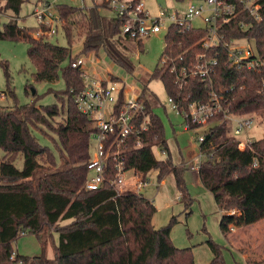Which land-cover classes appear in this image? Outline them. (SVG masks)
I'll return each mask as SVG.
<instances>
[{"label": "trees", "instance_id": "1", "mask_svg": "<svg viewBox=\"0 0 264 264\" xmlns=\"http://www.w3.org/2000/svg\"><path fill=\"white\" fill-rule=\"evenodd\" d=\"M27 1L0 0V39L26 41L29 60L35 67V80L55 82L62 72L66 89L51 90L56 97L53 104L37 107L36 99L20 104L8 63L3 62L7 80L4 93L14 98L15 104L0 108V264H196L192 247H177L171 239L174 219L170 224L156 228L153 217L157 207L152 200L132 188L118 194L111 184L120 158L126 170L142 172L145 178L151 170L158 172L160 181L173 174L181 200L187 205L192 201L185 180L188 168L172 159L163 121L155 113L158 98L155 94L148 95L146 82L141 99L150 119L149 131L145 133L150 143L135 149L136 138L130 136L129 149L120 156L110 157L103 187L92 191L85 187L91 136L97 127L79 110L74 99L76 90L85 83L80 70L71 64L78 57L72 53L73 42L78 36H84L83 54L93 52L99 56L104 52L116 65L133 74L136 65L128 54V47L120 46L125 18L103 12L110 7L109 0H102L89 8L56 3L63 20L61 28L68 41V46H61L45 36H35L40 26L19 25L18 18ZM8 11L13 16L2 23L1 15ZM261 15L260 21L249 18L246 28H241L237 22H229L226 40L247 39L263 51L264 7ZM41 27L44 31L48 29L47 26ZM205 32L195 28L182 31L178 26H170L160 62L149 80L160 79L168 96L180 102L182 111L189 110L190 102L209 101L212 90L220 92L228 87L225 104L233 114L264 116V70L254 72L233 66L224 44L218 48H203L199 41ZM137 43L143 47L142 40ZM204 52L219 61L211 82L190 76L181 87L171 72V61L170 65L162 64L163 58L169 57L179 67H190L196 56ZM31 86H26L27 93ZM221 116L218 114L210 119L204 141L200 142L198 137L203 153L198 174L222 212L221 232L229 237L232 227H246L264 220V137L241 150L239 140L229 134V126L218 124ZM56 117L61 120L55 121ZM183 117L185 123L189 122ZM199 127L189 125V129ZM35 130L54 142L60 161L49 146L37 140ZM154 144L166 149L167 154L159 157ZM19 156L23 157L21 169L15 164ZM234 208L237 211L232 214ZM66 220L72 222L60 227V223ZM52 226H59V239L55 257L49 258L45 249L53 240ZM25 233L38 238L43 254L27 256L15 250L13 242ZM207 242L213 252L210 264H226L222 246L211 239ZM14 252L16 254L12 257ZM247 263L264 264V260L248 259Z\"/></svg>", "mask_w": 264, "mask_h": 264}, {"label": "rangeland", "instance_id": "2", "mask_svg": "<svg viewBox=\"0 0 264 264\" xmlns=\"http://www.w3.org/2000/svg\"><path fill=\"white\" fill-rule=\"evenodd\" d=\"M36 1L29 0L23 5L18 18L20 26L35 27L39 25V20L34 15ZM51 1L77 8H89L96 3L102 2V0ZM143 1L152 16L158 14L160 4L172 8H184L187 5L186 3H178L175 0ZM53 12L58 14L57 9H53ZM103 12L110 16L114 15L110 7L104 9ZM12 16L13 13L11 11L5 12L1 15V22H7ZM194 24H200V21L196 20ZM166 33L167 30L163 29L159 33L143 38V47H139L137 41L125 35L123 36L120 46L124 49H126V46L128 47V54L136 65V70L133 74L116 65L104 52H101L99 56H96L93 52L83 54L81 50L84 36L75 38L72 53L75 56L85 58V65L87 66L88 63L89 70L103 78L116 80V76H119L128 86H135L140 90L143 89L146 82L149 88L148 95L151 97L155 94L158 98V101H156L158 107H155V113L163 121L173 161L176 164L184 163L183 165L188 168L185 173V180L192 201L190 205H187L186 202L181 200L173 174L165 176L161 184L158 172L156 170L149 171L146 174L149 180L148 186H145L141 191H137L143 194L144 197L152 199L157 207V212L153 217V225L156 228H161L170 224L174 219L171 229V239L177 247H192L196 264L211 263L213 252L207 242L210 239L222 246L226 264H248V259L264 260V225L253 226L248 229L234 227L235 230L231 231L229 237H225L220 229L222 212L216 205L212 193L203 186L198 178V171L191 169V166L195 163V156L200 154L198 137L206 132L207 127L186 129L184 117L175 112L169 105L168 94L162 81L160 79L149 80L150 74L156 69L164 51ZM34 35L36 34L34 33ZM48 39L61 46H68L67 38L61 27L57 34L48 37ZM251 45H253L252 42ZM3 62L8 63L11 82L16 92L17 101L20 104H28L35 99L34 102L37 107L53 104L56 102V97L55 93L51 90L60 91L66 89L62 72H60V77L55 82H38L35 80V67L29 60L28 43L26 41L0 39V108L12 107L15 104L14 98L6 94L3 95L7 88ZM67 63L68 60L64 66ZM140 78L141 80H139ZM28 84H32L29 93L26 92ZM59 120H61V117H56L55 121L58 122ZM255 120L253 127L243 130L240 135L233 133L234 123L230 122L229 134L243 142H248V139L258 140L264 137V116L256 115ZM34 133L37 140L41 144L49 146L55 153L57 160L60 161V154L54 142L48 137L43 136L38 130H35ZM55 138L57 139L56 136ZM157 155L160 157L158 153ZM15 164L21 169L23 167V157L19 156ZM132 178L133 173L131 170H128L125 173V179L130 180ZM234 210L236 209L234 208ZM71 222L72 220L63 221L60 223V227L66 226ZM58 227H51V230H53V240L48 242L45 249V254L49 258L55 257V246L58 244L59 239ZM13 246L20 254L27 256L44 253L41 243L32 233L20 235L13 242Z\"/></svg>", "mask_w": 264, "mask_h": 264}, {"label": "built area", "instance_id": "3", "mask_svg": "<svg viewBox=\"0 0 264 264\" xmlns=\"http://www.w3.org/2000/svg\"><path fill=\"white\" fill-rule=\"evenodd\" d=\"M109 1L111 11L116 16L125 18L122 25V36L125 35L139 41L159 33L163 29H166L168 33L172 25L178 26L182 31L192 28L204 29L206 32L199 41L203 48H218L224 44L228 50V60L233 66L254 72L264 70V50H258L247 39L231 38L226 40L225 33L228 30V23L231 21L240 24L241 28L249 26V18L260 21L264 0H175L178 3H186V7L172 8L160 4L156 16L151 15L143 0L137 2L134 0ZM55 6L56 2L51 0H41L36 3L34 15L39 20L38 27L40 26V28L35 32V36L46 37L47 35L48 38L59 32L63 20L59 12L58 14L53 12V9H56ZM196 20H199L200 24H194ZM41 26H47L48 29L44 31ZM71 64L80 70L85 83L82 88L76 90L75 102L79 110L93 120L97 127V131L91 136V152L86 163L88 177L85 187L91 191L98 190L103 187L106 181L110 157L120 156L129 149L127 142L130 136L136 138L133 145L135 149L150 143L145 138V133L149 131L150 119L146 114L144 101L141 99L142 90L135 86H128L119 76L113 80L92 73L88 63L87 66L85 65L83 57L75 58ZM162 64L170 65L171 72L176 75L177 82L182 87L186 83L185 79L190 76H197L205 82H211L216 74L219 61L217 57H211L207 52H204L196 56L195 62L190 67H179L174 59L169 57H164ZM228 92V87L222 88L220 92L212 90L209 101L190 102L188 111H182L180 102L173 96H168V102L175 112L188 119L189 122L185 123V128L188 130L190 123L208 128L210 119L221 114L218 124L229 126V123L232 122L234 123L233 133L240 135L243 130L253 127L256 117L233 114L225 104ZM204 137V133L199 135V141H204ZM251 142L239 140V148L244 150ZM154 148L156 154L158 153L160 156L167 154V150L159 145H155ZM202 158L203 153L200 150L191 169L198 171ZM256 165L255 161L254 166ZM116 170L111 184L120 194L128 189L129 183V180L125 179V173L128 170L125 169V163L120 158L116 163ZM131 171L133 178L130 180L133 190H141L149 184V180L144 177L142 172ZM236 211L233 209L231 213L234 214ZM232 230L235 228L232 227ZM15 254L14 252L12 257Z\"/></svg>", "mask_w": 264, "mask_h": 264}, {"label": "crops", "instance_id": "4", "mask_svg": "<svg viewBox=\"0 0 264 264\" xmlns=\"http://www.w3.org/2000/svg\"><path fill=\"white\" fill-rule=\"evenodd\" d=\"M249 141H254V139H252V140H250V139H248ZM200 149V148H199ZM197 156V155H196ZM195 156V157H196ZM198 178H199V174H198ZM163 183V181H161V184ZM132 184V182H131V180H129V183H128V185H127V187L128 188H132L133 187V185L132 186H129V185H131ZM148 186V185H147ZM142 190V189H141ZM140 190V191H141ZM150 200H152V199H150ZM153 201V200H152ZM264 225V220H262V221H260V222H257V223H255V224H252V225H250V226H246V227H241V228H244V229H248L249 227H253V226H258V225ZM254 239V238H253ZM244 256V255H243ZM244 258H245V256H244Z\"/></svg>", "mask_w": 264, "mask_h": 264}, {"label": "water", "instance_id": "5", "mask_svg": "<svg viewBox=\"0 0 264 264\" xmlns=\"http://www.w3.org/2000/svg\"><path fill=\"white\" fill-rule=\"evenodd\" d=\"M35 93V91H33Z\"/></svg>", "mask_w": 264, "mask_h": 264}]
</instances>
